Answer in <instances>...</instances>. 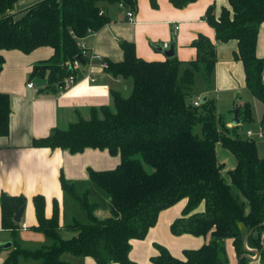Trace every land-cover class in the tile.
Segmentation results:
<instances>
[{
  "label": "trees",
  "instance_id": "1",
  "mask_svg": "<svg viewBox=\"0 0 264 264\" xmlns=\"http://www.w3.org/2000/svg\"><path fill=\"white\" fill-rule=\"evenodd\" d=\"M18 1L0 0V51L16 49L27 54L50 47L51 57L33 65L29 77L46 78L52 91L75 73L70 64L80 55L79 39L108 22L100 3L135 7V0H40L12 13ZM196 1L170 0L175 8ZM150 4L155 7L156 0ZM228 5L230 9L222 8L217 19L209 8L205 20L217 41H237L235 58L244 66L246 87L264 107V58H258L255 49L258 27L264 21V0H228ZM192 46L196 58L180 73L176 55L160 62L144 61L137 57L133 43L122 42L123 60L107 61L106 69L114 78L131 84L130 94L123 97L112 91L111 107H91L88 120L79 118L66 128H54L45 138L33 139L34 147L61 148L73 155L93 148L121 156L120 164L112 170H88L90 183L107 198L109 215L98 218L95 211L99 205L89 201V191L79 193L61 173V188L78 204L86 221L77 219L66 225L75 235L64 238L58 203L53 202L47 219L44 198L34 196L37 226L33 231L42 233L49 245L34 251L16 245L4 264H19L20 257L38 264H68L62 260L64 254L91 257L97 264H133L128 259L130 240L144 239L159 213L182 199H187V204L182 216L170 225L171 233L209 237V241L196 250H184L183 260L155 245L158 254L152 256L153 264H227L224 244L228 238L239 264L248 254L246 246L256 249L259 264H264V159L259 157L254 139L240 138L237 127L219 129L212 100L193 106L194 75L200 73L206 88L210 87L216 50L205 36H199ZM80 62L87 61L80 58ZM3 64L0 54V71ZM10 105V97L0 93V137L9 134ZM238 108L241 120L248 121L249 105ZM260 122L264 137V109ZM197 124L202 126V137L194 133ZM218 143L236 161L228 172L230 184L221 174L223 164L215 153ZM143 163L151 171H146ZM24 202L22 196H0L2 229L10 230L14 237L19 224L12 219V206L21 207ZM202 203L203 211L196 212Z\"/></svg>",
  "mask_w": 264,
  "mask_h": 264
},
{
  "label": "crops",
  "instance_id": "2",
  "mask_svg": "<svg viewBox=\"0 0 264 264\" xmlns=\"http://www.w3.org/2000/svg\"><path fill=\"white\" fill-rule=\"evenodd\" d=\"M37 2L40 0H20L11 12H20ZM100 7L108 22L100 30L87 35L84 43L90 53L102 57L106 62L116 63L123 60L124 53L120 47L122 42L133 43L138 58L160 62L166 59L160 50L162 45L167 43L170 46L175 40L174 52L180 61V72H183L188 63L196 58L192 43L199 36H205L212 41L216 50V62L210 77V87L205 88L204 92L196 93L191 101L199 99L201 102L206 96V100H212L215 107L233 106V119L238 109L239 124L235 126L232 120L228 128L237 127L236 132L240 134L238 129L241 119L238 107H242L251 99H258L247 89L244 66L235 58L238 52L237 41H217L214 29L205 20L206 12L211 7L215 19L220 15L222 8L230 9L228 0H198L184 8H175L170 0H156L155 7H152L150 0H135L134 23L127 21L125 10L119 5L104 6L100 3ZM258 34L256 55L263 59L264 21L258 27ZM0 54L4 58L0 71V93L7 94L11 101L9 134L0 137V196L6 193L11 197L22 196L25 199L22 221L19 223L16 237L10 230L2 229L0 205V244L11 243L10 247L0 250V264H4L16 245L29 251L49 245L42 233L33 231L34 226H37L32 202L34 196L41 195L44 198L47 219L52 215L53 202L58 203L61 235L63 231H69L65 227L73 220L79 218L81 222L86 221V216L80 212L78 204L61 188V173L67 181L74 184L79 193L89 191L90 202H99L94 200L92 195L101 198L104 205L99 206L95 215L100 219L108 217L109 211L105 207L106 203L108 204L107 198L100 196L96 187L90 183L88 170H112L120 164L121 156H111L106 149L101 151L93 148L73 155L65 149L37 148L31 144L33 139L48 136L54 128H66L79 118L88 120L91 107H111V92L118 91L123 97H127L131 92V84L121 78H114L107 69L100 68L99 61L94 60L91 63H82L76 69V82L73 87L63 92L57 89L52 91L48 89L46 78L29 77L33 65L51 57L53 50L50 47L38 48L27 54L16 49L3 50ZM29 82L32 83V88L26 86ZM239 96L247 101L240 104ZM261 106L263 107L262 103ZM263 109L264 107L262 113ZM247 132L250 131L247 130L243 134L244 139H251L252 136H246ZM218 152L223 157L227 156L224 152ZM218 152L216 145L217 160L219 164H223L221 174L226 171L228 175V172L235 168L236 161H229L227 165L226 158L220 159ZM222 177L224 178L223 174ZM186 204L187 199H182L161 211L156 224L150 228L144 239L130 240L128 259L133 264H153L151 258L158 254L155 245L163 246L171 256L183 260L184 250H196L208 243L209 237H194L189 234L175 236L171 233L170 225L182 216ZM203 209L202 203L195 211L202 212ZM22 224L25 228L21 227ZM250 233L251 231L247 232L244 238ZM261 240L264 246V232L261 234ZM228 241L234 249L232 239ZM246 250L251 264H258L260 255L257 250L248 246ZM62 260L68 264H97L91 257H75L69 254H64ZM18 263L38 264L24 257H20Z\"/></svg>",
  "mask_w": 264,
  "mask_h": 264
},
{
  "label": "rangeland",
  "instance_id": "3",
  "mask_svg": "<svg viewBox=\"0 0 264 264\" xmlns=\"http://www.w3.org/2000/svg\"><path fill=\"white\" fill-rule=\"evenodd\" d=\"M102 4H104V6H114V5L118 6V3H114V4L101 3V5ZM124 12L126 13V10ZM193 80H194V84L192 86L191 94L193 95V97H195L196 93H200V92H204L205 91L206 84H205V81L202 79L201 74L198 73V72L195 73ZM124 95L127 96L125 93H124ZM239 97H240V102H239L240 104H242V102H246L247 101V99H244V97H241V96H239ZM247 102H248L247 104L249 105V108H250V119L248 121H242L241 120V122H240L241 126L238 129V131H240L239 137L240 138H244L243 134L247 130L252 132L253 133L252 138L254 139V141L256 143V148H257V152L259 154V157L260 158L262 157V159H264V138L258 137L259 133L262 134L260 120H261V116H262V108L263 107L261 106V102L259 100L256 101L255 99H251L250 101H247ZM233 111H234L233 106H231L230 108L224 107L223 105H221L220 107H215V112H216V116H217V124H218L219 129L221 127H225L227 129L231 130L230 128H228V126L231 124V122L233 120ZM194 133L198 137H202V126H201V124H197L195 126ZM218 151L226 153L228 157L224 155V157L226 158L225 159L223 157V155H220V153ZM217 152L219 153V158L220 159L224 158L225 159V163L227 165L229 164V161L230 162L234 161V158L231 155V153H229L227 150H225L219 143L217 144ZM136 157L141 159L140 156H136ZM143 167H144V169L146 171H148V172L151 171L150 167H148L144 163H143ZM222 174L224 176L225 181H227L230 184L229 177H228L226 171H223ZM95 189H96V191H98V194L100 196L106 197L105 194L100 189H98L97 187ZM234 191L236 192L235 189H234ZM92 198H94V200H99L100 203L97 202V204L99 206L102 207L104 205L103 202L101 201V198H99L98 196H93L92 195ZM105 207H106V209H108V204L107 203H106ZM101 210H103V209H101ZM80 212H82V211H80ZM83 216H85L84 213H83ZM76 217H78V216H76ZM62 235H63L62 237H64V238H71L72 236L75 235V233L69 232V231H63ZM229 239L230 238L225 239V244H224L225 256L227 257V260H228L227 264H239L240 263V258L237 257V255L235 254L234 249H232L231 244L228 241ZM244 255H245V258H244L242 264H251L250 260L248 259V255L247 254H244ZM259 261H261V259H259Z\"/></svg>",
  "mask_w": 264,
  "mask_h": 264
},
{
  "label": "built area",
  "instance_id": "4",
  "mask_svg": "<svg viewBox=\"0 0 264 264\" xmlns=\"http://www.w3.org/2000/svg\"><path fill=\"white\" fill-rule=\"evenodd\" d=\"M118 5H119L121 8H123V9L126 10V19H127V21H128V22H132V23H134V22H135L136 9H135L134 7H133V8H132V7L127 8V7H125V6L123 5V3H118ZM177 28H178V27L176 26V29H177ZM92 33H93V32H91L90 34H92ZM79 40H80V41H79V48H80V53H79V54H80V55L78 56L77 59H74V60L72 61V63L70 64L71 69L75 72L76 69L82 64V63L80 62V58L85 59V60H86L87 62H89V63L93 62L94 60H95V61H99V62H100V68H102V69H106V68H107V62L104 61L102 57L90 53V52H89V49L86 47V45H85V43H84V39H79ZM168 47H169V46H168L167 43H164V44L162 45V48H163L164 50H167ZM91 80H93V79H91ZM75 82H76V75H75V73H74V74L72 73V75H69L67 78H65V79L63 80V82H62V86H59V87H58V90H59L60 92H63V91H65V90H67V89L73 87V84H74ZM26 86H27L28 88H32V87H33L31 82H29ZM199 104H200V100H199V99L193 101V106H198ZM252 135H253L252 132H247V133H246V136H247L248 138H251ZM258 137L264 138V137L262 136L261 133H259ZM21 227H22V228H25V225L22 224Z\"/></svg>",
  "mask_w": 264,
  "mask_h": 264
},
{
  "label": "water",
  "instance_id": "5",
  "mask_svg": "<svg viewBox=\"0 0 264 264\" xmlns=\"http://www.w3.org/2000/svg\"><path fill=\"white\" fill-rule=\"evenodd\" d=\"M174 47H175V40L170 44V46L168 47L167 50H163L162 48H160V50L164 53L166 58H173V57H175ZM205 100H206V96H205V98H202L200 103L203 104L205 102ZM233 124L235 126L237 124H239L238 109H236V111H235ZM12 207L14 209V213H13L12 219H13V221L16 224H19L22 221L21 217H22V213L24 211L25 205H23L21 207H16V206L13 205ZM246 238L244 239L245 241H246ZM10 246H11L10 242H6L5 244H0V250H5V248H8Z\"/></svg>",
  "mask_w": 264,
  "mask_h": 264
}]
</instances>
